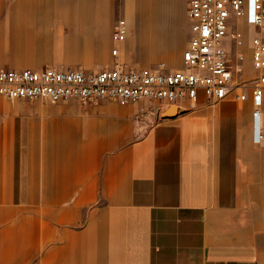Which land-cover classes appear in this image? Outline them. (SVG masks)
<instances>
[{
    "label": "crops",
    "instance_id": "crops-1",
    "mask_svg": "<svg viewBox=\"0 0 264 264\" xmlns=\"http://www.w3.org/2000/svg\"><path fill=\"white\" fill-rule=\"evenodd\" d=\"M187 9L186 0H0V67L181 68ZM121 22L127 36L116 42ZM162 107L0 95V264H264L252 101L201 93L170 117Z\"/></svg>",
    "mask_w": 264,
    "mask_h": 264
},
{
    "label": "built area",
    "instance_id": "built-area-1",
    "mask_svg": "<svg viewBox=\"0 0 264 264\" xmlns=\"http://www.w3.org/2000/svg\"><path fill=\"white\" fill-rule=\"evenodd\" d=\"M190 40L183 52L184 65L168 70L159 67H135L115 63L92 70L50 66L42 69L0 67V95L8 99H32L46 102L117 101L126 105L148 101L160 106L198 104L201 93L208 103L227 97L240 102L251 100L253 139L264 145V36L251 39L252 78L235 86L236 71L231 45L244 42L237 22L264 29V0H189ZM121 22L113 39H126ZM118 47L113 49L117 55ZM238 58L243 57L238 53Z\"/></svg>",
    "mask_w": 264,
    "mask_h": 264
},
{
    "label": "rangeland",
    "instance_id": "rangeland-1",
    "mask_svg": "<svg viewBox=\"0 0 264 264\" xmlns=\"http://www.w3.org/2000/svg\"><path fill=\"white\" fill-rule=\"evenodd\" d=\"M188 3L189 0H186V5L188 8ZM188 22H190V19H188ZM238 28L244 33V42L243 44L239 45L237 44L236 41L233 42L231 45L232 50H231V56L233 58V65L236 71V76H235V86L239 85L241 86L244 81H249L250 78L253 77L254 71L251 68V62L248 57V54L252 52V45H251V39L254 36V34H262L264 36V29H255L251 26L246 25L243 22H237ZM180 33L177 34L178 39H181V42L184 44V47H186L189 39H190V23L188 26L186 24H182ZM141 39L143 40L144 43H149L150 39V34L145 33L140 35ZM238 53H242L243 57L238 58L237 55ZM163 62H158L150 67H159V65ZM166 62H164L165 64ZM178 64H180L178 61H173L170 63L168 66V63H166L165 67L170 70L175 69ZM247 83H250L248 82Z\"/></svg>",
    "mask_w": 264,
    "mask_h": 264
},
{
    "label": "water",
    "instance_id": "water-1",
    "mask_svg": "<svg viewBox=\"0 0 264 264\" xmlns=\"http://www.w3.org/2000/svg\"><path fill=\"white\" fill-rule=\"evenodd\" d=\"M166 109H169V110H167V112L165 113V116H166V117H170V116H172V114H174L175 112H182V111L184 110L183 107L178 106V105H175V104L163 105V107H162V112L166 111Z\"/></svg>",
    "mask_w": 264,
    "mask_h": 264
}]
</instances>
